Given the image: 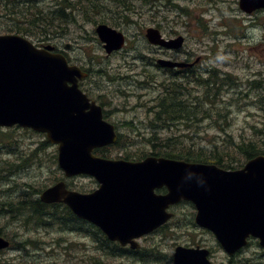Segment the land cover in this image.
Here are the masks:
<instances>
[{
    "label": "rangeland",
    "instance_id": "rangeland-1",
    "mask_svg": "<svg viewBox=\"0 0 264 264\" xmlns=\"http://www.w3.org/2000/svg\"><path fill=\"white\" fill-rule=\"evenodd\" d=\"M42 1L46 7H53L61 0ZM139 1L125 0L123 3L121 0H100V4L92 9L94 14L91 17L95 15L92 21L76 15L69 26L60 27L58 31L51 29L48 35V37L53 38L51 44L63 50L65 56L73 64L91 68L94 72L106 71L110 77L114 78L113 69L120 63L124 64V66L122 65L124 68L128 67L127 63H135L137 66L149 69L154 73V68L148 63L150 59L155 60V54L152 53V48L144 37L145 30L152 26L165 33L173 30L178 34L187 35L189 49H198V43H200L199 48L204 46L206 49L205 46L210 45L214 51L219 52V49L222 50L226 45L229 50V57H227L225 64L218 63L220 64V72L230 78V87L228 90L225 87L223 92L216 97H203L200 107L202 110L205 109L207 113L199 115L202 118V123L198 124V129H186L177 125L179 123L177 122L171 124L170 131L167 130L158 134L157 129L153 128L157 121L154 118L155 112H151V109L158 108V104L163 98L159 94L161 89L156 83L163 82L162 78L154 75L152 77L153 84H145L144 87L136 89L132 88L130 84H126L124 88L128 93H112L120 98L129 94L132 97L124 101L128 106L120 105L123 111L116 110L113 116L119 123H122L121 126L118 125L117 127L121 134L122 143L120 147L111 149L109 157L123 156L126 152L132 155L131 157H136L135 155H142V152H152L153 145L163 141L151 140L155 134H158L159 136L177 137L178 140L182 141L178 148H194V151L209 156L214 153L215 156H220V158L223 156L227 160L236 158L238 155L233 144L243 139L254 140L257 135L255 129H264V103L260 98L261 90L257 89L258 84L256 82L247 83L242 85L238 91L233 78L235 76L237 82L245 83L246 81L241 80H244L249 64L251 70L255 71L256 74L259 70L264 74V14L253 15L252 20L249 21L237 11V0H222L224 3L218 5H213L214 0H170L162 3L163 5L158 4L156 6L151 5L148 1ZM68 2L71 1L68 0ZM90 2L91 0H85L87 10L89 6L91 7ZM163 17H166V21L163 20ZM220 21L222 25H220ZM99 23H105L124 33L126 43L122 54L106 55L102 50L94 32V28ZM12 24L13 22L1 18L0 32L10 33L8 27ZM206 25L210 28V34L213 35L212 39H210L211 36L202 35L209 30L208 27L205 28ZM41 30L33 29V32H41ZM36 34L38 36V33ZM215 37L218 40L212 44ZM28 38L36 43V39ZM253 55L256 57H252ZM89 58H91L90 62ZM255 78L264 82V76L262 78L256 76ZM111 86L112 88L106 87L104 81H96L95 77H90L86 82L89 92L94 97L101 96L100 101L105 104L109 102L107 93L114 91L113 83ZM180 91L181 88L171 90L168 94L169 99L180 97ZM198 92L200 98L203 93L201 89ZM210 99L214 101L212 105L205 106V100ZM122 100L123 98H121ZM140 104L143 106L136 109L130 108ZM114 105L116 106L118 103L115 102ZM107 109L112 110L111 107H107ZM130 122L133 123V126L127 127L126 124ZM10 141L16 142L20 151L25 154L26 170L25 167L21 168L23 172L16 179L17 184L26 182L33 185L34 188L41 189L55 183L57 179L63 178L61 172L54 166L55 147L48 143L45 147L41 145L45 141L43 135L31 134L25 129L14 128L11 134L1 136L0 142L9 144ZM171 141L173 142V140ZM230 141L233 144H230ZM40 145L43 154L38 153L32 163L27 161L28 152L39 148ZM4 152L2 151L0 154L1 161L9 159L6 156L1 157L3 154H8ZM11 160L15 161L13 157ZM66 182L72 189L78 191H87L96 185L86 177L67 179ZM11 187V183L0 187V204ZM175 211L177 215L169 224L170 229L167 228L163 233L142 240L141 244L144 246L151 245L164 251L163 253L166 255L171 254L175 245L214 244L213 258L217 259L218 264H226L225 254L218 246H215L213 237L196 227H186V218H190L191 215L189 207L180 205ZM36 224L34 219H27L24 210L20 213H11L7 218L0 216V232H6L14 247L0 253V264H82L87 260L88 255L100 256L94 249L93 238L89 240L80 233L78 235L74 233L64 234L61 231L59 233L57 225L48 231L36 230L33 228ZM178 227H185L188 231L183 233ZM256 250L259 251L257 248ZM90 251L94 252L90 253ZM98 258L96 257L94 260ZM94 260L91 259L90 261ZM108 260L111 262V259ZM121 263L134 264L133 261L127 259Z\"/></svg>",
    "mask_w": 264,
    "mask_h": 264
},
{
    "label": "water",
    "instance_id": "water-1",
    "mask_svg": "<svg viewBox=\"0 0 264 264\" xmlns=\"http://www.w3.org/2000/svg\"><path fill=\"white\" fill-rule=\"evenodd\" d=\"M240 7L251 12L264 8V0H240ZM96 33L107 52L123 45V35L107 25H99ZM146 37L154 44L179 45V39L163 41L154 29ZM51 50L37 49L20 36L0 35V127L44 133L58 145L57 161L65 176H91L99 188L82 194L58 182L40 194L43 203H64L109 240L136 248L134 240L164 224L172 216L166 209L184 200L195 206L196 224L210 231L228 255L250 235L264 247V156L233 171L154 156L139 162L94 156L95 148L116 142L115 128L78 89L79 69ZM163 187L164 195L155 194ZM6 246L0 237V249ZM207 254L177 247L174 263L211 264Z\"/></svg>",
    "mask_w": 264,
    "mask_h": 264
},
{
    "label": "trees",
    "instance_id": "trees-1",
    "mask_svg": "<svg viewBox=\"0 0 264 264\" xmlns=\"http://www.w3.org/2000/svg\"><path fill=\"white\" fill-rule=\"evenodd\" d=\"M61 0L53 7H46L42 0H0V19H7L13 24L8 27L10 32H15L22 35H35L38 33L40 38H47L51 29L52 31H58L60 27L69 26L74 20L75 15H79L83 18L92 21L91 17L94 12L93 8L100 4V0H91L90 5L87 10L85 0ZM125 3V0H121ZM100 13V12H99ZM97 13V14H99ZM81 14V15H80ZM100 15V14H99ZM91 17V18H90ZM33 29H42L41 32H33ZM173 90V89H172ZM162 100L158 104V109L156 111V119L161 120L163 125L161 128L157 129V133H164L167 130L170 131V127L167 124L169 115L173 116L176 114L174 111H178L174 106L179 107V102L177 98L169 99L167 93L162 95ZM264 101V97H261ZM169 109L171 110L169 112ZM256 137L254 140H241L237 143L230 141V144L234 145V149L237 151V157L227 160L225 157L215 156L214 153L209 156L205 153H200L194 151V148L184 149L178 148L182 144V141L178 140L175 136H159L154 135V139L163 140L155 145H153V151L150 154L166 158H174L179 160H184L188 162H200V163H214L218 166L225 168H233L237 165H241L243 161L248 160L256 155L264 154V129H255ZM4 136V134H0ZM173 140V142L171 141ZM171 141V143H169ZM152 143V142H151ZM46 142L42 143V146H46ZM41 145L33 151H29L27 154V161H35L37 154H43L41 152ZM119 145V140L117 142ZM107 149H102L98 151L100 156H105ZM128 156V154H126ZM125 156V159H128ZM53 161L55 162V155H53ZM55 164V163H54ZM42 189H35L33 185L26 184V199L24 204L18 205L21 207V211H26L27 219H34L36 225H48L51 221L56 218H66L68 209L65 206L59 205H45L40 202L36 197V194L40 193ZM11 206V204H10ZM9 206V207H10ZM95 233L98 234L99 231Z\"/></svg>",
    "mask_w": 264,
    "mask_h": 264
},
{
    "label": "flooded vegetation",
    "instance_id": "flooded-vegetation-1",
    "mask_svg": "<svg viewBox=\"0 0 264 264\" xmlns=\"http://www.w3.org/2000/svg\"><path fill=\"white\" fill-rule=\"evenodd\" d=\"M186 40L187 36L185 34L182 47L177 50H170L160 46H151L152 53L155 54V60L150 59L148 65L154 68V73L149 69L137 66L135 63H127V68L122 67V65L124 66V64H119L113 70L117 72L116 77L124 79V82L130 83L133 87H135V84L133 83L151 82L154 75L161 77L165 82L170 81V79H174L179 83V88H181L179 98V108L181 112L180 120L185 124V126L191 127L193 129H198V124L202 122V118H199L198 116L199 112L201 111L200 98L198 95L199 83L204 75L217 72L218 69L214 68L213 64L218 60H221V52L216 54L214 52L210 53V50H208V53H206L203 51V48H199V45L198 49H189L188 42H186ZM222 52L229 53V50L225 49L222 50ZM118 54H122V52ZM158 58L181 63V66L174 68L160 67L156 62ZM247 69L248 71L244 79H251V77L255 78L257 76L256 72L252 71L250 66H248ZM89 71L91 72L90 69ZM258 76L259 78H262L264 76L261 70H259ZM87 95L90 99L94 100L100 106L104 105L98 100V97H94L89 92L87 93ZM110 97V101L112 103L117 102L118 105L124 104L125 106L127 104H125L124 101L132 97V95H124V97H122V101L121 98L116 95L114 96L110 94ZM142 106L143 104H140L136 105L135 107L139 108ZM114 108L117 107L114 106ZM109 114H112V112H109ZM109 120L117 123V120L113 117L109 118ZM119 124L122 125L121 122ZM9 180L11 182H14L15 175H13ZM9 248H14L11 245L10 240ZM256 248L259 249V251H257ZM120 254L126 258H128V256H136L140 260H142L144 264H154V256L150 252L141 250L132 251L126 248L125 250L121 251ZM165 259H168L166 261V264H172V253L169 254ZM210 260L214 263H217V259L213 258V253L210 254ZM226 264H264V249L260 248L259 243L256 239H248L245 247L227 258Z\"/></svg>",
    "mask_w": 264,
    "mask_h": 264
},
{
    "label": "bare ground",
    "instance_id": "bare-ground-1",
    "mask_svg": "<svg viewBox=\"0 0 264 264\" xmlns=\"http://www.w3.org/2000/svg\"><path fill=\"white\" fill-rule=\"evenodd\" d=\"M110 27V26H109ZM111 29H114V28H112V27H110ZM114 30H116V29H114ZM116 31H118V30H116Z\"/></svg>",
    "mask_w": 264,
    "mask_h": 264
}]
</instances>
